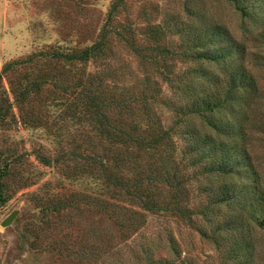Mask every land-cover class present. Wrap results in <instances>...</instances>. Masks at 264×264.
<instances>
[{
	"label": "rangeland",
	"instance_id": "rangeland-1",
	"mask_svg": "<svg viewBox=\"0 0 264 264\" xmlns=\"http://www.w3.org/2000/svg\"><path fill=\"white\" fill-rule=\"evenodd\" d=\"M111 1L0 0V72L6 62L30 59L0 74V264H264V231L257 224L264 218V0H126L121 12L122 21L138 27L145 60L152 51L141 47L154 44L142 33L158 22L170 31L163 41L174 47L199 43L192 41L196 36L207 41L217 26L230 40L226 64L177 63L185 82L188 69L219 76L216 86L202 82L216 101L232 73L250 78L251 86L237 90L236 120L227 111L216 113L234 126L230 136L220 137V159L228 160L229 153L233 161L244 159L227 176L202 174L209 164L194 170L190 164L199 153L176 136L137 151L108 141L96 124L106 119L116 128L135 115L141 120L151 103L161 126L148 122L145 139L152 141L150 132L165 135L174 112L164 113L162 102L178 99L172 87L179 91L180 85L161 80L160 68L120 44L111 58L84 65L39 58L57 45L80 49L94 41ZM174 22L182 32L171 28ZM79 75L86 83L75 88ZM19 83L27 86L22 102L16 98ZM91 90L100 104L97 116L85 108ZM142 92L147 98L135 104L140 110L121 116L120 100ZM185 101L181 95L180 103ZM190 122L201 138L213 133L198 118ZM225 183L243 192L228 205H214ZM127 193H145L154 210L141 208ZM58 200L64 208L43 217L39 206ZM12 211L14 218L3 226Z\"/></svg>",
	"mask_w": 264,
	"mask_h": 264
},
{
	"label": "trees",
	"instance_id": "trees-1",
	"mask_svg": "<svg viewBox=\"0 0 264 264\" xmlns=\"http://www.w3.org/2000/svg\"><path fill=\"white\" fill-rule=\"evenodd\" d=\"M125 5L126 0L111 1L107 9L106 18L99 30V33L96 39L90 44L80 49L57 45L50 51H43L44 53H41L39 58L43 60L50 59V62H54L56 64L65 65L80 63L84 65L88 62L91 63L97 60L100 61L102 59L111 58L114 55L113 47L116 44H120L121 47L130 51V53H134L136 56L140 57L141 62L145 64L148 62V65H154L160 68L159 77L161 80L166 83L175 82L180 85L177 87L179 88V91H177L178 89H176V87H172V94L174 96L175 90V97L178 99L175 101L170 99V101L162 102L161 110L164 113L166 111L169 112L170 109L174 112L170 122L168 123V127H166L165 135H159V131H157L156 134L150 132V134L154 137L152 141L151 139L148 141L145 139L146 133L148 132L146 129H148L151 125L148 122H156L159 124L158 128L161 126L159 123V115L156 118V112L152 110L154 109L153 104L148 103L144 107L147 108V110L141 112V116H144L141 120L138 119L137 115H135V117H133L129 122H123L120 119L121 122L116 124V128H111L106 119L97 120L96 124L101 126L104 129L103 131H105V138L108 141L110 140L115 142L120 148H124V146H134L137 151H146L153 146L162 144L164 140L163 138L167 137L168 139H171V136H176L177 139L182 140L183 146L186 147L188 151L199 153V157L196 161H192L190 164V166H193L194 170L199 166H203V164H209V168H207L202 174L214 172L220 175L224 174V176L231 175L234 173L240 160L244 159L238 157L233 161L234 156L230 153L226 155L228 160L226 159L225 161L220 159L221 154L225 155L222 148L224 145L222 140L223 138L220 139V137L222 135L230 136L231 131L234 130V126L229 122V120L233 118L235 119V116H239L238 109H240V103L237 90L242 87L251 86L248 82L250 78L248 79L243 72L232 73L227 89L217 92L221 93V96L219 100L216 101L217 95L208 93L211 91L204 92L202 82L204 80H210L213 83L212 86H216L219 76L215 74L212 75V78H210L209 74L201 70L198 71L188 69V75L185 82L182 78L183 74H181L177 69V63H185L186 61L216 64L222 62L226 64V61L232 54L233 46L228 45L230 40L224 37L225 34L222 35V32H220L221 28L217 26L210 34H207V41H202L201 37L196 36L192 38V41L199 39V43L198 41H195V43L191 44L190 47L187 46L188 48L178 43V45L174 47L168 41H163L170 31L161 22H158L157 24L154 23L148 25V27H146V31L142 33L146 38H148V41H151L154 44V47L151 48H145V46L141 47L143 51H152V53L149 54L148 60H145L143 58H147L148 56L140 51V47L137 44V36L140 34L138 32V27L135 24L127 23L125 20L122 21L121 19V12ZM171 28H178V32L183 31V28L180 29L176 22L171 24ZM158 57L163 61H166L167 64L163 63L161 65ZM30 58L33 57L31 56ZM29 60L21 59V61L12 60L6 62L4 63L0 74L13 72L12 70H14L15 67L18 65L21 66L24 62ZM49 75L52 74H46L48 77ZM82 76L83 75L77 76L79 78L74 84V86H76L75 88L85 85L86 79L81 78ZM37 82L39 85L40 81ZM93 83L94 81H91L89 85H92ZM19 86L20 87L16 91V98L21 101L27 91V86H22V83H19ZM147 90H149L150 96H155L157 93V90L154 88ZM146 94V92H142L137 96L128 98L127 100H120L122 102L119 103L117 107L120 110L119 113L121 116L124 114H130L135 110H140L139 108H135V104H137L138 101H140L139 106H141V102L145 104V97L147 98ZM96 95L97 94L92 90L87 94L88 100H85V108L91 109L92 111V114L90 113L89 115L101 114L99 113L100 104L98 96ZM181 95L185 96L186 101L184 104L180 103ZM213 98L215 100H213ZM174 104L175 108L172 107ZM144 108L142 110H145ZM223 110L227 111L228 114H231L232 116L231 119H228L225 122H222L221 120L224 119L223 117H217L218 113ZM159 113H161V111ZM194 118H198L202 123H205L207 125L206 128L210 129L213 133L203 135V138H201V135H199V129L195 126V124H191L192 122H190V120ZM183 127H185L184 130L182 129ZM207 131L208 130H206V132ZM3 164L0 162V180L5 173V165ZM116 186L121 187L122 184L116 183ZM242 192L241 187L225 183L222 189L216 193V197L213 198L212 202L214 205H228L234 199H237ZM127 195L135 197L137 200L136 204L143 209L152 211L154 209L151 207V204L156 206L151 199H148V196L145 193H127ZM64 205L65 203L59 200L55 204L53 202H51V204L42 203V205L39 206L41 210H39L42 212L43 217H48L49 219L51 213H58L64 208ZM201 212L206 214V210L204 208ZM128 219H131L128 222L129 227L133 219L130 215H128ZM257 224L264 231V218L258 219ZM151 264H169V262L167 259H158L153 260Z\"/></svg>",
	"mask_w": 264,
	"mask_h": 264
},
{
	"label": "water",
	"instance_id": "water-1",
	"mask_svg": "<svg viewBox=\"0 0 264 264\" xmlns=\"http://www.w3.org/2000/svg\"><path fill=\"white\" fill-rule=\"evenodd\" d=\"M17 211H12L7 217H5L2 221V225L6 226L11 223Z\"/></svg>",
	"mask_w": 264,
	"mask_h": 264
}]
</instances>
